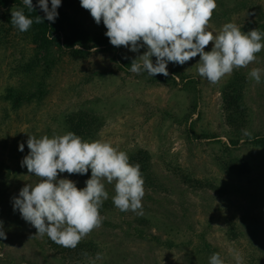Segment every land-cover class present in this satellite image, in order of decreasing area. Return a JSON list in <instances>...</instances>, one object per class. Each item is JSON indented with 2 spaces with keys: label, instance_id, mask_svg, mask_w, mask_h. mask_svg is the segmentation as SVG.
Masks as SVG:
<instances>
[{
  "label": "rangeland",
  "instance_id": "374dc122",
  "mask_svg": "<svg viewBox=\"0 0 264 264\" xmlns=\"http://www.w3.org/2000/svg\"><path fill=\"white\" fill-rule=\"evenodd\" d=\"M239 1L217 0L207 30L215 35L232 22L243 32L257 28L264 33L256 27L262 18L245 8L235 11ZM243 1L264 10V0ZM88 22L91 30L106 28L92 17ZM2 23L0 19V118L9 109L2 98L5 88L27 80L14 69L33 48L14 30L4 34ZM211 49L212 42L205 51ZM54 50L58 59L44 97L10 111L0 126V160L12 169L1 207L6 238L0 237V264H209L213 251L225 264H236L229 248L240 252L244 264H264V148L252 143L253 138L264 136V75L260 83L248 76L253 68L264 69V49L246 68L234 70L215 85L199 77V54L184 65L169 62V75L151 81L147 73L118 67L117 57L112 59L109 51L93 49L84 58H72ZM144 51L146 47L132 52L119 46L117 53L133 60ZM152 60L155 63V56ZM180 74L193 78L195 87ZM235 80L241 85L244 111H231L237 118L233 126L227 123L222 90ZM80 109L103 122L91 141L110 142L129 157L147 151L148 168L161 188L144 185L143 215H137L114 205L115 181H104L109 198L100 208L102 225L82 239L91 240L97 249L74 263L63 258L65 252L56 253L49 237L36 235L37 229L13 210V197L20 189L41 179L26 167L15 172L14 166L22 158L19 142L27 146L29 136L64 134V115ZM231 139L238 143L231 145ZM65 177L78 188L86 186L87 179L66 172L58 175V179Z\"/></svg>",
  "mask_w": 264,
  "mask_h": 264
},
{
  "label": "clouds",
  "instance_id": "9594fccd",
  "mask_svg": "<svg viewBox=\"0 0 264 264\" xmlns=\"http://www.w3.org/2000/svg\"><path fill=\"white\" fill-rule=\"evenodd\" d=\"M29 12L38 6L44 16L29 18L23 8H12L11 24L20 32L28 31L33 23L55 22L61 0H22ZM97 24L103 21L105 35L113 46H124L132 52L146 51L131 62L130 71L168 76L167 64L184 65L199 54L197 72L209 83L218 84L230 77L234 70L246 68L264 49V33L257 28L243 32L235 23H225L218 34L207 27L217 8V0H80ZM51 35V34H50ZM53 38V37H52ZM212 42L211 51L205 47ZM156 60L153 63L152 57ZM264 69L253 68L249 78L260 83ZM251 136V133L245 132ZM24 143L18 150L24 151ZM29 152L21 160L29 174L41 178L36 184H26L13 197V210L37 229L36 235L45 234L57 245L75 249L80 241L102 225L100 208L109 198L105 182L115 181L114 205L122 212L131 210L143 215L142 198L145 180L139 163L129 162V155L110 142L85 141L68 131L62 135L40 138L29 136ZM84 188L60 173L87 174ZM0 237L6 238L0 221ZM236 264L244 259L236 249L229 248ZM97 259L101 254H97ZM209 264H225L219 253H213Z\"/></svg>",
  "mask_w": 264,
  "mask_h": 264
},
{
  "label": "trees",
  "instance_id": "16d2710c",
  "mask_svg": "<svg viewBox=\"0 0 264 264\" xmlns=\"http://www.w3.org/2000/svg\"><path fill=\"white\" fill-rule=\"evenodd\" d=\"M33 5H37V0H33ZM64 6H66V8H64ZM49 7H51L50 0ZM12 8H23L25 14L28 15L29 18L34 19L36 15L44 16L43 11L38 6L35 8V11L29 12L23 5L22 0H0V19L3 22V33L8 34L14 30L16 35L19 34L20 38H24L23 41L25 43L28 42L33 47L29 58L17 65V68L14 69L18 76H22L25 80L27 78V80L24 83H19V85H11L5 88L2 98L5 103L9 105V109L3 110V114L0 118V126L7 120L10 111L17 112L21 107L38 102L44 97L47 78L51 74L52 67L56 64V60L58 59V56L55 57L54 48L67 52L72 58H84L88 56L93 49L109 51L112 53V59L115 60V57H117L119 61L118 64H120L118 67L130 71L132 60L123 58L122 55L117 53L118 47L113 46L109 38L105 35L107 29L91 30L88 27V18L92 16L88 10L81 7L80 0H63V5L57 9L59 15L54 23L47 20L40 24L33 23L31 28L26 32H20L11 24L10 10ZM243 8H245L246 12L250 11L255 13V18H262L263 22L255 26L264 29V10L256 4H247L243 0L239 1L234 7L235 11H241ZM155 76L156 77L149 76V79L155 81L161 80L162 77H164L163 74H157ZM180 76L182 80L187 79V84H191L192 87H195L196 82L193 78L184 76L183 74H180ZM222 92L224 105L228 110L227 123L234 126L237 122V118L233 113H242L244 111V107L239 100L241 98V85L237 80L232 83L228 82ZM194 107H196V103H194ZM231 111L233 113H231ZM62 123L64 134L68 131H72L83 140L90 142L96 136V132L102 127L103 122L87 109H80L64 115ZM237 143V139L230 140L231 145H236ZM252 143L259 148H264V136L253 138ZM28 152L29 149L25 145L24 151L21 152V160ZM129 158L130 163H139L145 185L153 189L161 188L158 180L152 176L148 168L150 155L147 151H137ZM20 162H16L14 166L15 172L24 169V167H21ZM11 172L12 169L10 164L6 160H0V217L1 207L4 204L5 196L10 185L8 180ZM67 174L79 179H89L91 170L89 169L88 173L84 175ZM212 187L215 189L216 185L212 184ZM140 222L143 223L142 220H140ZM136 231L139 233V230ZM50 242L56 253L58 251L61 253L65 252L66 257L64 256L63 258L65 260L72 259L74 263L81 261L85 256L94 254L97 249V244L93 243L91 240H81L75 249L57 245L51 239ZM165 243L169 245V241L166 240ZM211 251L213 250L211 249ZM213 253L216 252L213 251Z\"/></svg>",
  "mask_w": 264,
  "mask_h": 264
}]
</instances>
